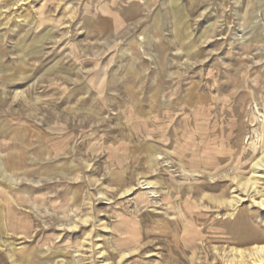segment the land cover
Masks as SVG:
<instances>
[{
  "label": "rangeland",
  "instance_id": "obj_1",
  "mask_svg": "<svg viewBox=\"0 0 264 264\" xmlns=\"http://www.w3.org/2000/svg\"><path fill=\"white\" fill-rule=\"evenodd\" d=\"M262 152L264 0H0V264H254Z\"/></svg>",
  "mask_w": 264,
  "mask_h": 264
},
{
  "label": "bare ground",
  "instance_id": "obj_2",
  "mask_svg": "<svg viewBox=\"0 0 264 264\" xmlns=\"http://www.w3.org/2000/svg\"><path fill=\"white\" fill-rule=\"evenodd\" d=\"M7 163H8V159L7 158H5V160L4 159L3 160H0V170H1L0 171V174L2 176H5L8 173H10L8 171V169L5 167V166H7L6 165ZM261 175H264V152H262V154L258 158L254 159L253 164H252V174H251V176L248 177V178H246V179H240L238 181V183H239V186L241 187V189H242L243 192H250V193H253L254 194L253 196H254V202L255 203H258V204H262L263 205L264 204V198H262L259 201L256 200L257 194L260 193V191L257 190V183H258V179H259V177ZM12 179H13V177H12ZM150 183L151 182H148L146 180H144V181L141 182V184H150ZM129 191L130 190L128 189L125 192H129ZM236 192H237V190L234 189L233 190V195L230 198H225V199L222 200L223 203H228L233 208V211H232L231 215H233L236 212V210H238L237 207L244 200L243 194L241 192L240 193H236ZM2 195H3V192L0 189V201L3 202V205H2L3 206L2 207V213H1V220H0V227H2L4 229V228H7L9 225L7 226V222L5 221V215L7 213L5 212V209H3V208H4V205L6 204V202L3 199V196ZM83 221L86 222V219L83 220ZM129 227L131 228V229L129 228V230H128L129 231V233H128L129 236H128V238H126L125 243H124L126 248H128V247L130 248L132 245H134L137 242V240L139 239V237H140V233H139V229H138L137 224L129 225ZM5 230H8V229H5ZM196 235H197V232L195 230L189 229L187 231V235H186L187 241L190 242V243H194L195 238H196ZM125 251H127V250H125ZM125 251L122 252L121 257H124L126 255V252ZM236 252L240 254V257H243V255H244V252L243 251L240 250V251H236ZM250 255L251 256H256L258 258V260H255L254 261V264L258 263V261L259 262H261V261L264 262V244L255 245L253 247L252 251H250ZM10 258H11V256H10ZM243 262H242V264H245ZM237 263H239V262H237ZM14 264H16V263H14ZM101 264H103V263H101Z\"/></svg>",
  "mask_w": 264,
  "mask_h": 264
}]
</instances>
